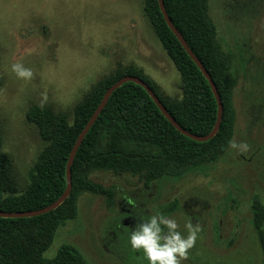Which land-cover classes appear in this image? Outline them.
<instances>
[{"label":"rangeland","instance_id":"374dc122","mask_svg":"<svg viewBox=\"0 0 264 264\" xmlns=\"http://www.w3.org/2000/svg\"><path fill=\"white\" fill-rule=\"evenodd\" d=\"M215 40L230 61L234 122L212 162L166 175L144 186L136 175L95 171L91 179L113 191L84 192L76 213L55 231L43 253L74 246L86 264H147L128 237L152 215L199 225L180 264H263L252 203L264 209V0H207ZM144 0H0V138L11 160L18 194L27 190L38 154L47 144L28 121L33 106L63 115L103 81L133 65L169 101H180L179 71L157 38ZM32 70L16 77L11 65ZM247 145L240 151L230 145ZM135 217V218H133ZM264 233V225L260 228Z\"/></svg>","mask_w":264,"mask_h":264},{"label":"trees","instance_id":"16d2710c","mask_svg":"<svg viewBox=\"0 0 264 264\" xmlns=\"http://www.w3.org/2000/svg\"><path fill=\"white\" fill-rule=\"evenodd\" d=\"M207 0H163L165 9L191 51L213 79L222 103V118L216 134L205 142L194 141L178 132L161 114L147 92L127 81L116 88L78 147L71 171V191L55 209L32 217H0V264H86L70 244H61L54 256L43 253L53 241L59 225L73 218L76 197L84 192L106 194L113 191L94 183L95 171L136 175L143 185L166 175H178L193 166L214 161L227 146L234 122L229 75L230 61L215 40L207 15ZM144 12L155 34L179 71L183 96L180 101L160 97L153 84L133 65L120 76L100 82L74 110L71 123L65 116L39 106L31 107L26 117L37 126L47 142L37 156L28 188L18 194L11 171L12 163L1 150L0 211H24L48 205L65 188V164L70 149L105 90L123 75L143 79L155 92L168 113L187 131L208 133L216 117V101L201 71L167 27L156 0H144ZM253 227L258 231L264 264V209L255 197L252 203ZM135 218V217H133Z\"/></svg>","mask_w":264,"mask_h":264},{"label":"water","instance_id":"95a60500","mask_svg":"<svg viewBox=\"0 0 264 264\" xmlns=\"http://www.w3.org/2000/svg\"><path fill=\"white\" fill-rule=\"evenodd\" d=\"M156 1L158 4L159 11L162 14V17H163L167 27L172 31V33L177 38V40L179 41V43L181 44V46L183 47V49L185 50L187 55L191 58V60L194 62V64L201 71L202 75L205 77V79H206V81L210 87V90L214 96V99L216 101V117H215V121H214V124H213L211 130L208 133L203 134V135L194 134V133L187 131L186 129L181 127L179 125V123L168 113V111L166 110L164 105L161 103L160 99L155 94L153 89L143 79H141L140 77L135 76V75H123L119 79H117L115 82H113L105 90L104 94L102 95L101 100L99 101L98 105L94 109L93 113L91 114L89 119L86 121V123L84 124V126L82 127L80 132L78 133V135H77V137H76V139H75V141H74V143L70 149L68 157H67V161L65 164V188H64L63 192L59 195V197L57 199H55L53 202L49 203L48 205L37 208V209L24 210V211L23 210L22 211H0V217H32V216L41 215V214H44L46 212H49V211L55 209L68 197V195L71 191L70 167H71V164H72L73 159L75 157L76 151H77L78 147L80 146L82 140L84 139V136L88 132L89 128L94 123V121L96 120V118L99 115V113L101 112V110L104 108V106H105L106 102L108 101V98L110 97L111 93L116 88H118L121 84H123L124 82L131 81V82H134V83L140 85L147 92V94L150 96V98L155 103V105L157 106V108L159 109L161 114L171 123V125L178 132L185 135L186 137H188L194 141L205 142V141L211 139L216 134V132L219 128L220 122H221V118H222V103H221L216 85H215L213 79L211 78V76L209 75V73L206 71L204 66L199 61V59L191 51L187 42L185 41V39L181 35V33L173 25L169 15L165 9L163 0H156Z\"/></svg>","mask_w":264,"mask_h":264},{"label":"clouds","instance_id":"9594fccd","mask_svg":"<svg viewBox=\"0 0 264 264\" xmlns=\"http://www.w3.org/2000/svg\"><path fill=\"white\" fill-rule=\"evenodd\" d=\"M11 71L18 78L29 80L32 78V70L20 63L11 65ZM244 151L247 145H230ZM186 235L179 232L178 224L174 219L163 215H152L142 220L131 231L128 243L134 250H142L147 264H180L186 257L187 250L196 241L200 231L199 225H193L190 221L184 224Z\"/></svg>","mask_w":264,"mask_h":264}]
</instances>
